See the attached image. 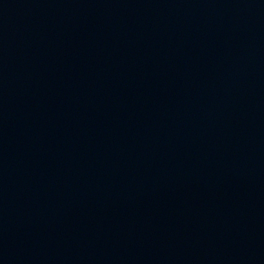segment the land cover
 I'll list each match as a JSON object with an SVG mask.
<instances>
[{
  "label": "water",
  "instance_id": "95a60500",
  "mask_svg": "<svg viewBox=\"0 0 264 264\" xmlns=\"http://www.w3.org/2000/svg\"><path fill=\"white\" fill-rule=\"evenodd\" d=\"M0 264H264V0H0Z\"/></svg>",
  "mask_w": 264,
  "mask_h": 264
}]
</instances>
